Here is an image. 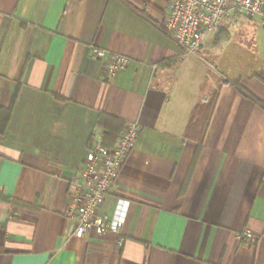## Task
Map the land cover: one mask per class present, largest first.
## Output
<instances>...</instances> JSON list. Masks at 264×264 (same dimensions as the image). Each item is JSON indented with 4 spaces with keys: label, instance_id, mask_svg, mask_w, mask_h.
<instances>
[{
    "label": "crops",
    "instance_id": "obj_1",
    "mask_svg": "<svg viewBox=\"0 0 264 264\" xmlns=\"http://www.w3.org/2000/svg\"><path fill=\"white\" fill-rule=\"evenodd\" d=\"M169 2L0 0V110L18 89L0 192L31 205L0 200V264H264V22L231 12L223 24H248L263 49L181 88L172 73L186 55L150 20L165 25ZM223 24L207 37L218 47ZM97 48L131 62L110 75ZM216 89L194 162L191 113ZM132 121L139 135L101 207L111 215L127 199L124 225L79 238L71 178L104 130ZM247 230L256 239H241Z\"/></svg>",
    "mask_w": 264,
    "mask_h": 264
},
{
    "label": "built area",
    "instance_id": "obj_2",
    "mask_svg": "<svg viewBox=\"0 0 264 264\" xmlns=\"http://www.w3.org/2000/svg\"><path fill=\"white\" fill-rule=\"evenodd\" d=\"M233 11L257 16L264 22V0H170L164 23L180 47L188 53H195ZM95 54L105 62L110 75L124 70L131 62L126 55L109 53L102 48H97ZM139 131L137 121L127 123L113 146L94 145L86 163L74 172L69 188L73 195V207L68 216L76 223L75 236L82 238L92 230L102 235L122 229L129 201L118 199L111 215L102 213L101 207L123 164L130 157ZM240 238L251 241L256 236L247 230L241 232Z\"/></svg>",
    "mask_w": 264,
    "mask_h": 264
},
{
    "label": "rangeland",
    "instance_id": "obj_3",
    "mask_svg": "<svg viewBox=\"0 0 264 264\" xmlns=\"http://www.w3.org/2000/svg\"><path fill=\"white\" fill-rule=\"evenodd\" d=\"M234 15H237L241 19V15H245V13L238 11ZM222 24L223 21L214 32H217L221 28ZM230 24L229 25L223 24L225 26L228 25V27H232L230 33L226 34L225 37L227 43L224 44V46L223 44L221 45L223 46V48L221 46L218 47L216 46L218 39L217 38L213 39L214 37L213 35H211V37H213L211 39L213 40H209L208 42L207 39L205 44L203 45L204 49L208 45L207 46L208 53H205L204 51L198 52V54L203 59L200 58L199 56L186 52L181 47L183 55L186 56L181 60L180 66L175 68L174 72L172 73L174 78L176 77V81H177L176 86L181 88H183L184 86L189 87L195 85L196 83L204 81V79L206 78L211 79L212 74L221 69V67L217 65V62L223 58L225 59L227 64H230L229 67H232V65L234 66V64L236 63L235 65H238V68H241V56H246L245 54H241V53L243 52L254 53L255 52L254 47H256L255 46L256 42L259 45V47L263 49L261 34H259L260 37L258 36L259 39H257L258 38L257 37L255 42L254 34H252L253 32L250 26H248V24L241 21H236L232 25ZM224 36L225 34H221L220 37H224ZM227 74H231V72L228 71Z\"/></svg>",
    "mask_w": 264,
    "mask_h": 264
},
{
    "label": "trees",
    "instance_id": "obj_4",
    "mask_svg": "<svg viewBox=\"0 0 264 264\" xmlns=\"http://www.w3.org/2000/svg\"><path fill=\"white\" fill-rule=\"evenodd\" d=\"M238 12V11H237ZM150 19V18H149ZM153 24L158 26L166 35H170V32L167 30L166 26L162 23H157L153 19H150ZM24 24V22H23ZM240 80H236V83H238ZM218 89H216L211 95H209L206 99L199 102L193 109L191 113V117L189 120V124L187 127V131L185 133V136L187 139H190L197 144V150L194 157V162H196L200 156V153L202 151L204 137L207 131V128L209 126L214 107L216 105L217 97H218ZM18 94V89L15 91L14 96L12 98L11 104L7 108H2L0 110V133H4L7 125L10 121L12 110L14 103L16 101ZM264 106V104H263ZM102 119V118H101ZM99 126H102V120L101 123L99 121ZM125 127V126H124ZM124 127L121 125L116 126L113 130H104L102 133V139L101 144L106 147L113 146L118 139L120 138ZM0 200L6 201L11 204L19 205L22 207H30L31 205L29 203H26L22 200L15 199L11 196L5 195L3 192H0Z\"/></svg>",
    "mask_w": 264,
    "mask_h": 264
}]
</instances>
